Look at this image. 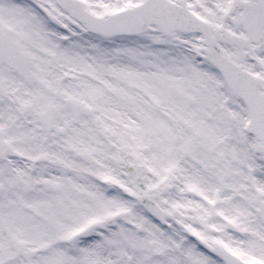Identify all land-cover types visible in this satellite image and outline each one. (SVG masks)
<instances>
[{
    "label": "snow or ice",
    "instance_id": "6c2138e0",
    "mask_svg": "<svg viewBox=\"0 0 264 264\" xmlns=\"http://www.w3.org/2000/svg\"><path fill=\"white\" fill-rule=\"evenodd\" d=\"M0 264H264V0H0Z\"/></svg>",
    "mask_w": 264,
    "mask_h": 264
}]
</instances>
